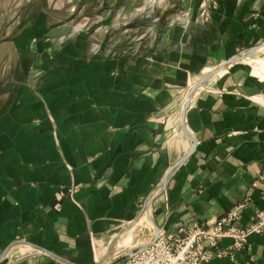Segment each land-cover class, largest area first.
<instances>
[{
    "label": "crops",
    "instance_id": "obj_1",
    "mask_svg": "<svg viewBox=\"0 0 264 264\" xmlns=\"http://www.w3.org/2000/svg\"><path fill=\"white\" fill-rule=\"evenodd\" d=\"M49 1L0 5V264H112L143 216L177 233L239 204L242 226L264 211V87L249 56L184 117L205 75L264 44V0H215L206 17L203 0ZM235 259L264 264V232Z\"/></svg>",
    "mask_w": 264,
    "mask_h": 264
},
{
    "label": "built area",
    "instance_id": "obj_2",
    "mask_svg": "<svg viewBox=\"0 0 264 264\" xmlns=\"http://www.w3.org/2000/svg\"><path fill=\"white\" fill-rule=\"evenodd\" d=\"M216 7L215 0H203L201 16L206 17ZM258 182L264 193V170L259 174ZM77 188L70 189L69 193ZM244 207L239 204L206 226L194 224L181 228L177 233L160 231L154 242L133 250L122 264H213V261L225 259L232 264H240L235 254L248 249L251 235L264 232V211L258 212L248 225H241ZM224 239L231 241L227 248L220 246Z\"/></svg>",
    "mask_w": 264,
    "mask_h": 264
},
{
    "label": "rangeland",
    "instance_id": "obj_3",
    "mask_svg": "<svg viewBox=\"0 0 264 264\" xmlns=\"http://www.w3.org/2000/svg\"><path fill=\"white\" fill-rule=\"evenodd\" d=\"M66 0H50V5H56L57 7H61L63 2L65 3ZM17 6L28 10V6H42L45 4V0H0V5H4L5 7L10 6ZM256 53V52H255ZM264 59V49L258 51V53L254 54L249 58L247 62H244L243 68L244 71L248 72L249 74L254 73V78L256 81H259L261 85L264 87V69H261L259 66V61ZM257 76V77H256ZM154 225L150 221L147 216H143V221L138 223L137 227L134 230L130 231L126 236L120 239L116 243V249H118L121 253L116 256L113 260L112 264H122L128 257V251L132 249L137 241L141 238L145 242H151L154 239ZM142 233V235H140ZM139 236H143L139 237ZM139 237V238H138Z\"/></svg>",
    "mask_w": 264,
    "mask_h": 264
},
{
    "label": "water",
    "instance_id": "obj_4",
    "mask_svg": "<svg viewBox=\"0 0 264 264\" xmlns=\"http://www.w3.org/2000/svg\"><path fill=\"white\" fill-rule=\"evenodd\" d=\"M260 47H264V44H263L262 46H257V47H253V48L247 49V50L244 51L241 55H238V56L232 58L230 61L224 63V64L221 65L219 68H217V69H215L214 71L208 73L207 75H205V76H204V77H203V78H202V79H201V80L195 85L194 90H195V89H198V88H201V87H205V86H207V85L210 83V80L212 79V77H213L216 73L220 72L225 66H227L228 64H231V63H233V62H238V61L242 60L243 58H246L247 56L253 54L256 50L260 49ZM190 101H191V93H190V95L188 96V100H187V102H186L185 105H184V117H185V115H186V111H187V108H188V106H189V104H190ZM185 133H186V135H187V136H188V137L194 142L193 138H192V137L186 132V130H185ZM194 148H195V143H194L193 147L189 150V152H188L184 157L180 158V159L176 162L175 165H173L172 167H170V168L168 169V171H167V173H166V175H165V177H164V179H163V182H162V185H163L164 187H165V186L167 185V183L169 182V180H170V178H171V176H172V173H173V171H174V168H175L176 166L181 165V164H182V163H183V162L189 157V155H191V153H192V151L194 150ZM135 224H136V222H134L132 226H134ZM132 226H129V227H128L127 229H125L123 232L128 231L129 229L132 228ZM154 226H155V236H154L153 241H151V242H149V243L154 242V241L157 239V237H158V235H159V232H160L159 228H158L156 225H154ZM144 246H147V244L144 245ZM144 246H142V247H144ZM133 250H134V249H130V250L128 251V253H129V254L132 253ZM4 256H5V253H3V254L0 256V259H2Z\"/></svg>",
    "mask_w": 264,
    "mask_h": 264
},
{
    "label": "bare ground",
    "instance_id": "obj_5",
    "mask_svg": "<svg viewBox=\"0 0 264 264\" xmlns=\"http://www.w3.org/2000/svg\"><path fill=\"white\" fill-rule=\"evenodd\" d=\"M261 48V47H260ZM259 50V49H258ZM258 50H256L255 52H257ZM254 52V53H255ZM248 57V56H247ZM251 57V55H249V57L247 58L248 60H249V58ZM245 58H243L242 60H240V61H238V62H233V63H231L230 65H232V64H235V63H239V62H241V61H243ZM259 66H260V68L261 69H264V59L263 60H260L259 61ZM212 80V79H211ZM210 80V81H211ZM204 87H201V88H198V89H195L194 90V88H193V90L191 91V98H192V96H193V94L195 93V92H197V91H199V90H201V89H203ZM255 100L256 101H258L259 103H261L262 105H264V99L261 97V96H258V97H255ZM147 208V207H146Z\"/></svg>",
    "mask_w": 264,
    "mask_h": 264
}]
</instances>
